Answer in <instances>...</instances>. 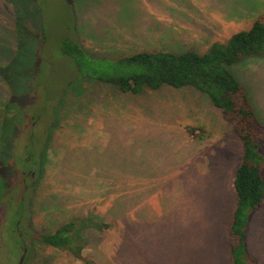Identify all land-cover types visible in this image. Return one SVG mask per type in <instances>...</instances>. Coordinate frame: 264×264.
<instances>
[{
  "label": "rangeland",
  "instance_id": "rangeland-1",
  "mask_svg": "<svg viewBox=\"0 0 264 264\" xmlns=\"http://www.w3.org/2000/svg\"><path fill=\"white\" fill-rule=\"evenodd\" d=\"M256 18L264 0H0V152L9 155L0 159V264H20L21 242L22 264H233L244 147L221 111L188 87L124 95L101 83L86 85L80 111L69 95L77 73L59 48L75 41L94 59L204 52ZM32 40L35 61L24 56ZM231 70L264 124V58ZM263 207L245 238L254 264H264ZM92 214L111 227L80 230V258L26 238Z\"/></svg>",
  "mask_w": 264,
  "mask_h": 264
},
{
  "label": "trees",
  "instance_id": "trees-1",
  "mask_svg": "<svg viewBox=\"0 0 264 264\" xmlns=\"http://www.w3.org/2000/svg\"><path fill=\"white\" fill-rule=\"evenodd\" d=\"M44 39L45 36L42 34V40ZM27 45L24 46V56L27 59L30 53L35 61L36 53L30 49L32 45H36V41L32 40L28 49ZM59 52L61 56L72 60L77 73L78 80L75 82L77 84L70 88L69 95H72L76 104H79L80 111L87 101L82 100L80 94L88 93L87 91L98 83L114 89L117 94L124 95H139L145 90L156 91L163 87L173 89L188 87L205 95L212 106L221 111L223 119L233 126L234 133L244 147L242 162L237 167L233 180L238 197L228 237L233 264H254L245 249V238L251 214L264 204V156L259 152L260 143L264 142V124L260 122L252 108L248 93L234 76L231 68L246 58H264V20L256 18L249 29L234 33L225 42L211 43L204 52L165 49L137 51L115 59H94L85 53L78 42L69 40L62 42ZM31 72L30 77L35 80L33 75L36 73L35 69L31 68ZM86 85L92 86L87 90ZM70 102L74 104L73 101ZM58 113L61 116L65 111ZM30 120L32 123L39 121L37 117ZM32 130L35 129L29 130V143L33 136ZM8 156H1L0 152V159H6ZM25 161L28 159L25 158ZM31 174L29 171L21 173L24 175L22 183L25 180L27 185L25 190L24 186L21 187L24 193L29 191L26 177L31 180ZM91 216L69 220L50 233L33 231V234H28L29 237L26 238H29L32 245L41 243L52 247L53 250H66L74 257L80 258V244L85 241L83 237H78L77 233L80 230L102 231L111 227V223L107 224L103 217L97 214ZM30 227L33 229L31 221ZM14 229L25 241L23 234L27 228L23 231L19 225ZM21 243L20 249L23 254L25 246L23 242ZM78 260L82 264H96L88 258Z\"/></svg>",
  "mask_w": 264,
  "mask_h": 264
},
{
  "label": "water",
  "instance_id": "water-1",
  "mask_svg": "<svg viewBox=\"0 0 264 264\" xmlns=\"http://www.w3.org/2000/svg\"><path fill=\"white\" fill-rule=\"evenodd\" d=\"M25 253H26V249H24L23 255H22L21 260H20V264H22V262H23V260H24V255H25Z\"/></svg>",
  "mask_w": 264,
  "mask_h": 264
},
{
  "label": "crops",
  "instance_id": "crops-1",
  "mask_svg": "<svg viewBox=\"0 0 264 264\" xmlns=\"http://www.w3.org/2000/svg\"><path fill=\"white\" fill-rule=\"evenodd\" d=\"M263 205H264V204H263ZM263 205H262V206H263ZM262 206H261V207H262ZM261 207H260V208H261ZM263 209H264V207H263ZM263 209H262V210H263ZM231 224H232V222H231ZM229 230H230V229H229ZM228 232H229V231H228ZM250 244H251V239H250Z\"/></svg>",
  "mask_w": 264,
  "mask_h": 264
},
{
  "label": "flooded vegetation",
  "instance_id": "flooded-vegetation-1",
  "mask_svg": "<svg viewBox=\"0 0 264 264\" xmlns=\"http://www.w3.org/2000/svg\"><path fill=\"white\" fill-rule=\"evenodd\" d=\"M32 175V174H31ZM24 252V251H23ZM23 255V254H22Z\"/></svg>",
  "mask_w": 264,
  "mask_h": 264
}]
</instances>
